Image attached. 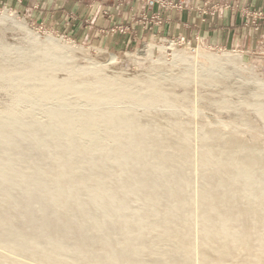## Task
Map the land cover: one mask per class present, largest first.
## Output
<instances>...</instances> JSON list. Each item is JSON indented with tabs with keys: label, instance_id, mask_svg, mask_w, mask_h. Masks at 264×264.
<instances>
[{
	"label": "bare ground",
	"instance_id": "1",
	"mask_svg": "<svg viewBox=\"0 0 264 264\" xmlns=\"http://www.w3.org/2000/svg\"><path fill=\"white\" fill-rule=\"evenodd\" d=\"M3 13L4 20L12 16L15 25L29 30L24 19ZM48 38L59 43L53 36ZM63 48L76 49L65 42L57 49ZM116 60L114 56L112 63ZM236 61L243 64L239 55ZM32 66L33 71L24 75L27 80L39 74L38 66ZM45 90L38 94L47 95L49 90ZM103 94L96 95L95 101L99 103ZM109 112L103 117L113 144L98 157L91 148L94 141L92 146L81 145L80 149L73 133L76 122L83 129L92 126V115L75 118L65 111L57 112L49 124L41 126H33L31 121L23 124L8 115L4 116L8 120H0V248L44 264L195 261L190 257L192 243L196 244L191 243L193 226L189 228L188 213L192 205L187 198L192 186L191 173H187L192 149L187 144L190 139L185 140L189 130L185 135L177 129L160 131L132 112ZM212 130L207 129L202 139L199 155L203 157L196 158L201 162L198 165L211 173L203 175L202 191L199 188L200 254L196 256L200 255V259L196 260L200 261L193 264H264V157L257 155L260 151L255 153L257 149L251 152L252 147L251 153L242 149L235 156L231 150L238 143L235 137L230 134L233 138L223 139V134L219 137ZM166 136H172L174 141H168ZM31 145L35 150L28 148ZM48 161L51 166L46 164ZM20 184L25 187L17 189ZM131 199L142 204L139 212L132 210L135 203L130 205ZM112 211H116L115 216H110ZM113 229L119 231L118 235ZM2 254L0 264H24Z\"/></svg>",
	"mask_w": 264,
	"mask_h": 264
},
{
	"label": "rangeland",
	"instance_id": "2",
	"mask_svg": "<svg viewBox=\"0 0 264 264\" xmlns=\"http://www.w3.org/2000/svg\"><path fill=\"white\" fill-rule=\"evenodd\" d=\"M162 1H166V6L155 4L152 8L145 5V0L0 2V120L9 116V119L15 118L23 124L29 121L27 124L33 122L31 125L41 126L49 124L52 114L57 112L65 111L78 118L92 115L95 121L92 126L83 129L76 122L73 133L79 148L81 145L83 148L90 147L91 141H94L91 148L97 157L102 150L112 148L113 144L111 130L105 125L103 117L108 110L112 114L132 112L146 124L156 125L160 131L177 129L185 135L189 130L185 140L190 139V142H186L192 149L189 150L190 167L187 166L192 186L187 198L191 200L190 209L194 208L188 214H191L189 228L194 227L190 229L191 243L196 244L193 246L192 243L191 251H195L190 253V257L197 262V257L200 259V255L196 256L198 252L200 254V220L198 222L197 214L200 213L198 205L201 204L199 198L202 194L199 190L203 186L201 182L209 175L207 173H211L210 170H203L198 161L203 157L199 154L202 153L201 142L206 137L207 129L216 130L219 137L223 134V139L233 135L238 142L231 148L235 156L240 155L242 149L250 152L252 147L251 152L257 149L255 153L260 151L257 155L264 157V26L260 27L252 18L257 15L258 20L263 21L264 14L249 10L242 12L236 1ZM4 11L15 18L24 19L29 30L15 25L12 16L4 20ZM224 13L233 17L243 16L246 21L236 28L215 25V21L220 20ZM238 28L244 32L234 34L233 40H241L239 49L218 46L214 36L213 41L209 39L210 31L225 30L228 33L227 30ZM205 32H208L207 37L203 36ZM50 36L60 44L54 43L48 38ZM63 42L73 45L75 52L71 48L57 49ZM238 55L243 64L236 61ZM114 56L117 60L113 64ZM45 59L47 62L53 61V64H45ZM40 61L44 65L39 64ZM32 63L34 67L39 64L40 71L38 76H31V80H27L25 76L32 69ZM40 89H47L45 92L51 89V93L42 96L38 94ZM102 94L101 101L96 102V97ZM101 112L104 113L101 115ZM166 139L174 141L172 136H166ZM30 147L35 150L34 146V149ZM49 162L46 164L51 166ZM261 166L264 167V162H261ZM20 185L17 189L25 184ZM133 201L131 199L130 205ZM140 206L142 204L137 202L131 209L139 212ZM110 214L115 216L116 211ZM113 230L114 235H118L119 231ZM6 250L0 248V253L9 259L24 264H44Z\"/></svg>",
	"mask_w": 264,
	"mask_h": 264
},
{
	"label": "crops",
	"instance_id": "3",
	"mask_svg": "<svg viewBox=\"0 0 264 264\" xmlns=\"http://www.w3.org/2000/svg\"><path fill=\"white\" fill-rule=\"evenodd\" d=\"M3 0H0V2H2ZM227 1H236V4L242 9V12L244 10H249L251 11V13L253 12H262V14H264V0H227ZM220 20H216L215 21V25L219 24L222 25L226 28H231V26H234L235 28L240 26L245 20V18L243 16L237 15L235 17L233 16H229V14L224 13L223 16H221L219 18ZM249 20V19H248ZM196 22V21H194ZM198 22V21H197ZM258 25H260V27L264 26V20H257ZM211 25V24H210ZM211 27H213L211 25ZM208 30V29H206ZM229 31V32H228ZM228 33L225 32V30H221V31H210V37L209 39L211 41H213L212 37L214 36V41L218 42L217 45L218 46H224L226 49L227 48H237L239 49V45L241 44V40H239L238 38L236 40H233V38L235 37V35H239L240 33H244L243 31L241 32V29H235L234 31L232 30H227ZM223 33V37L221 36ZM235 34V35H234ZM217 35H219L217 37ZM205 37L208 36V32H205L204 35ZM233 36V37H232ZM217 38L219 40H217ZM214 42V43H215Z\"/></svg>",
	"mask_w": 264,
	"mask_h": 264
},
{
	"label": "built area",
	"instance_id": "4",
	"mask_svg": "<svg viewBox=\"0 0 264 264\" xmlns=\"http://www.w3.org/2000/svg\"><path fill=\"white\" fill-rule=\"evenodd\" d=\"M166 1H162V0H145V5L148 7V8H152L155 4H160L161 7H164L166 6ZM170 6V5H169ZM253 20H258V17L257 15H254L252 16Z\"/></svg>",
	"mask_w": 264,
	"mask_h": 264
}]
</instances>
